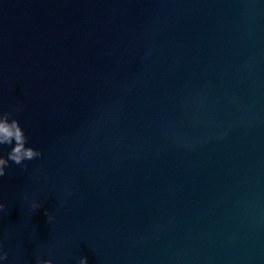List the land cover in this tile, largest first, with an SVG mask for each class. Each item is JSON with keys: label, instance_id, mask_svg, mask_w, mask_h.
I'll return each mask as SVG.
<instances>
[{"label": "water", "instance_id": "obj_1", "mask_svg": "<svg viewBox=\"0 0 264 264\" xmlns=\"http://www.w3.org/2000/svg\"><path fill=\"white\" fill-rule=\"evenodd\" d=\"M18 106L5 264H264V0H0Z\"/></svg>", "mask_w": 264, "mask_h": 264}, {"label": "clouds", "instance_id": "obj_2", "mask_svg": "<svg viewBox=\"0 0 264 264\" xmlns=\"http://www.w3.org/2000/svg\"><path fill=\"white\" fill-rule=\"evenodd\" d=\"M23 109L16 107L12 112L0 111V177L6 175V169L9 168V162H14L18 166H24L25 161L37 160L42 156L41 151L33 148L29 144L28 136L22 128L20 121L15 118ZM7 146L10 148L6 153L2 149ZM33 210L41 207L39 202H33ZM5 204L0 202V213L4 212ZM50 220L51 217H48ZM8 254L0 246V264H5ZM38 264H53L51 260H41ZM79 264H88L86 257L80 259Z\"/></svg>", "mask_w": 264, "mask_h": 264}]
</instances>
